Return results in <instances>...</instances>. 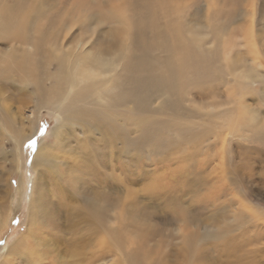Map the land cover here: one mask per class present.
I'll return each instance as SVG.
<instances>
[{
	"label": "bare ground",
	"instance_id": "bare-ground-1",
	"mask_svg": "<svg viewBox=\"0 0 264 264\" xmlns=\"http://www.w3.org/2000/svg\"><path fill=\"white\" fill-rule=\"evenodd\" d=\"M66 1L0 0V42L6 46L5 50L0 49V169H13L0 172V183L5 186L1 199L9 202L8 205L3 200L7 204L4 207L3 202L0 204V228L6 224L11 209L12 175L20 173L23 146L33 137V115L45 110L55 119L49 141L41 139L30 153L33 176L28 183L27 230L20 232L5 251L0 245V264H114V255H120V260L115 257V264H162L153 249L147 247V238L165 236L155 226L168 223L181 230L200 219L178 206H171L170 218L161 221L144 204L141 216L135 214L131 209L134 201L127 194L113 192L109 180L104 184L99 181L97 165L102 164V158L109 161L114 154L113 144L119 145L117 154L129 158L126 145H135L145 138L152 152L160 156H165L170 143L175 148L187 142L198 150L194 155L212 153L217 158L218 150L212 148V143L225 144L228 137L223 139L218 134L223 127H228L231 137L233 131L247 127V134L236 133L237 138L253 141V132L264 129V61L256 58L247 67L235 69L240 60L236 56L213 64L215 55L210 54L211 62H207L208 56L191 45L198 46L205 38L208 24L197 26L202 31L189 30L187 25L188 32L177 29L173 13L178 8L172 0H121L128 21L122 17L111 19L119 26V33L109 28L108 33L99 36L94 35L98 26L91 20L89 23L88 17L86 24L81 23V17L70 18L78 15L66 13ZM77 4L78 0L71 1L72 7L77 8ZM94 21L99 23L100 19ZM83 29L91 32L85 42L75 34ZM102 41L110 46L102 47ZM228 76L233 82L226 86ZM220 87L225 92L233 89L237 97L228 93L224 100L206 105L192 99L193 95L218 97ZM12 96L24 105L33 97L36 109L27 125L7 102ZM129 127H138V134L129 135ZM203 135H210L212 143L199 145L198 139ZM6 139L14 146L8 164L1 149V141ZM250 148L254 154L252 165L263 164L264 152L259 146ZM223 149L218 153L220 162L214 165L208 156L197 159L193 163L197 174L210 177L204 185L215 188L221 184L222 171L227 170L225 178L247 201L242 193L249 192V181L237 179L234 170L224 166ZM246 150L249 148L240 151L243 158ZM249 160L243 162L245 167ZM126 161L121 165L128 173L132 166ZM260 182L264 184V180ZM24 188L20 183L16 187L17 201L25 194ZM56 207L65 211L63 233L73 235L71 240L66 238L71 246L64 251L71 255V261L53 253L55 243L46 237L50 242L47 244L36 232L37 228H53L58 223L57 211L51 210ZM2 210L7 211L3 212L5 216ZM217 211L216 217L224 222L220 232L216 230L218 226L206 229L203 235L187 230L182 233L175 254L181 253L186 264L190 263L196 258L197 241L209 237L220 245L224 264H264V259L256 260L264 256V248L242 253L249 243L243 236L245 231L229 225V205ZM179 212H184L182 218H178ZM257 216L264 217V211L253 208L237 217L246 223ZM261 239L255 236L254 241L259 243Z\"/></svg>",
	"mask_w": 264,
	"mask_h": 264
},
{
	"label": "rangeland",
	"instance_id": "rangeland-1",
	"mask_svg": "<svg viewBox=\"0 0 264 264\" xmlns=\"http://www.w3.org/2000/svg\"><path fill=\"white\" fill-rule=\"evenodd\" d=\"M56 1L58 0H47V2L50 3H56ZM71 1L73 0L66 1V13L68 12L69 16L78 15L70 18L81 17V23L84 24H86V17H88L89 23L91 20V22L99 28V31L94 34L95 36H99V34L105 32L108 33L109 28L114 29L115 33L118 34L120 31L119 26L110 22L113 18L117 19L116 17H122L128 21V18H125L127 15L123 9V5H121V0H78L77 8L71 6ZM172 2L175 3L178 8L177 12L173 13L175 17L174 23L177 29L185 30L187 32L189 30L202 31V29H197V26L203 25V23L208 24L205 31V38L198 44V46L191 45L194 47L195 51L208 56L207 62H211L210 54L215 55L213 64L226 62L230 55L236 56V58H239L240 60L235 64V69H243L247 67L249 63H252L251 60L254 61L256 58L264 61L262 53L260 54V51L264 54V0H172ZM72 9L76 10L69 13ZM51 12L53 11H50V13ZM96 19H100V22L96 23L94 21ZM163 21L164 19H162V22ZM186 25L189 26V30L185 29ZM187 32L183 33L185 38L188 35ZM75 34L84 42L89 36L91 37V32L85 29L79 30L78 32L76 31ZM100 43L102 47L110 46L107 45L105 41ZM5 47L6 46L0 42V49L5 50ZM216 72L218 71L216 70ZM231 76H228L226 86H229L233 82ZM220 91L218 97L193 95L192 99L198 104L201 103L202 105H206V103L224 100L228 93L233 95V97H237L234 94L235 92L233 89L225 92V89L223 88L222 90L220 87ZM16 99L15 96L8 97L9 101L7 102L11 105L12 111L16 112L19 118L24 121V125H27L29 117L32 116L31 113L36 109L33 105L34 99L31 96V100L29 98L27 105H24L22 100H18L19 98ZM248 102L252 103V100H248ZM252 104H255V102ZM40 111V114L38 111L35 113V116L33 115V137L31 140H35L36 144L41 139L49 141V131L55 121L50 112L45 110ZM204 111H206V108L201 109V112ZM137 128L138 127H129L127 130L128 134L134 137L138 134L139 130ZM246 128L247 127H243L241 131H233L234 136L232 134V137L228 132V127H223L219 130L218 134H221V136L223 135V139L224 136L228 137L224 145H222V142L212 143L213 139H211L210 135H207L206 137L203 135L198 139L199 145L204 146L211 141L210 143L214 145H212V148L218 150V152H216L218 158L214 157L212 153L209 156L204 152L199 156L194 155L198 150L195 148L193 149V147L187 142H182L175 148H171L172 144L170 143L168 146L169 149L164 153L165 156H160L152 152L151 145L149 144L148 139L145 138L135 145H126V149L129 152V158L117 154L115 150L119 145L118 143L113 144L111 147V153L114 154L108 158L109 161L102 158L101 161L103 165H97V169L100 170V176H98L100 178L99 181L104 184L105 180H109L113 192H119L118 194H120L122 191L123 195L127 194L129 200L134 201V207L131 209L135 214L141 216L140 213L143 211L140 210H143L141 207H143L142 204H144L146 210L152 208L154 214H151L155 217L159 216L161 221L163 218H170V213L172 212L171 206L174 208L178 206L179 208H183L182 210L184 212H191L195 217L200 219L199 223L195 222L194 225L188 224L186 227L184 226V228L181 227V230H176L174 225L168 223L167 226H155V229L161 228V231H163L165 236L167 235L168 237L158 235L155 237H149L147 238V247L153 249L158 260L161 259L162 264H186L181 253L175 254V249L181 244V235L183 232L190 230L196 235H203L204 231L212 226H218L219 228L216 230L217 232H220L221 226L224 227V222L222 223V219L217 218L216 215H218L217 210L224 205H229V225L245 231V233L243 232V236L249 245L247 244L245 247L246 249H242V253L247 250L250 251L251 249L256 250L264 248V217L257 216L256 218H251V223L248 221L244 223L239 217H237L239 213H246L247 210L250 211L253 208H258L259 210L264 211V184L260 182L264 180V163L262 164L261 162L258 166L257 164L252 165L254 163V154L252 148H250L259 146L261 153L264 152V135L262 134L264 129L257 128V130L253 132L252 135H255L256 138L253 139V141L237 138L238 134L236 133H240L242 136H244L243 134H247ZM1 143L3 144L1 148L3 149L2 152L3 155L7 157L8 164V161H12L14 150L12 148H14V146L7 139L1 141ZM28 145L29 142L23 146V158L19 171L20 173L12 175V184L14 187L10 205L11 209H9L8 212L2 210V213H9L6 217V224L0 228V245L4 246V249H2L3 251L10 246L15 238L27 230V198L29 184L33 176L29 160L30 153L35 149V147H29ZM221 146L222 148H220ZM243 147L249 148V151L246 150V152H243V156L246 154L245 158L242 157V153L240 152L243 150ZM218 148H224L223 151L225 152H221L223 153L224 159L222 158L223 160H221L223 161L224 166L228 165L229 170H234L237 179H246L249 181V192L244 191L245 193H242L245 195L247 201H245L238 190H235L234 185L230 184V181L225 178L227 176L225 171L227 170L224 172L222 171L221 184L217 183L215 188H211L209 185L206 188V185H204L206 181L210 180V177L197 174L198 170L195 166V161L197 159L202 160L204 157L208 156L210 161H214L212 162V165L216 164L220 159L218 154L220 150ZM228 150L231 153L228 152ZM184 153H188L186 158L183 157ZM248 155L250 156L249 158L247 157ZM0 156H2V154ZM192 156H195V159H193L194 157ZM215 158L217 159L215 160ZM227 159L229 161H227ZM244 159H247L246 161L250 159L249 164L246 167L243 164V162H246ZM126 160H128V164L132 166L128 173L121 165L122 161L126 164ZM8 168L9 166L4 169ZM4 169H0V172L4 173ZM8 170L12 171L13 169L11 168ZM3 175L5 177V174ZM19 183L25 186V194L19 199V201H17L18 196L15 190ZM1 184L2 183H0V204L3 202L1 205L4 207V204L8 202V199L7 201L1 199L3 198V189H5V186ZM218 192L219 194L214 197ZM3 200L6 201V203ZM244 205H247V208ZM51 210L57 211L58 223L55 224L53 228L48 227L52 228L50 230L47 227H42V229L37 228L36 232L39 233L41 239H45L44 241L47 244H50L47 238L55 243L53 253L60 254L61 257H66V260L71 261V255H69V253H64V251H67L71 246L69 243H66V238L70 240L73 238V235L69 234L66 236L67 233H63L66 231L65 227L62 228V226H66V223L64 222L65 211L61 210L59 207H56V209L51 208ZM184 212H179L178 218L184 216ZM4 213L3 215L5 216ZM50 225H52V223ZM139 228L143 229L142 226H139ZM255 236L263 239H261L259 243H256L254 241ZM239 239H242V237H239ZM155 244L156 246H159L158 249L157 247H154ZM220 248V245H218L217 241L213 238L200 237L197 241L196 258L187 264H224L225 257L219 251ZM115 257L120 260V255L118 257L117 255H114V264L116 263ZM261 259H264V256H262V258L259 257V259L256 258V260ZM147 262L151 264L150 261Z\"/></svg>",
	"mask_w": 264,
	"mask_h": 264
},
{
	"label": "snow or ice",
	"instance_id": "snow-or-ice-1",
	"mask_svg": "<svg viewBox=\"0 0 264 264\" xmlns=\"http://www.w3.org/2000/svg\"><path fill=\"white\" fill-rule=\"evenodd\" d=\"M28 146L34 148L36 146V141L35 140H30Z\"/></svg>",
	"mask_w": 264,
	"mask_h": 264
}]
</instances>
